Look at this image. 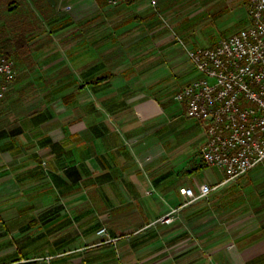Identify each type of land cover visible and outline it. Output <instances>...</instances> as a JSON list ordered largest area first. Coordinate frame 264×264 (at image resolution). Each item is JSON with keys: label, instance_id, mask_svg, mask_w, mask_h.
<instances>
[{"label": "crops", "instance_id": "crops-1", "mask_svg": "<svg viewBox=\"0 0 264 264\" xmlns=\"http://www.w3.org/2000/svg\"><path fill=\"white\" fill-rule=\"evenodd\" d=\"M248 4L0 0L17 70L0 99V264H264V160L203 171L205 130L174 98L198 73L167 25L213 46ZM104 225L116 242L98 243Z\"/></svg>", "mask_w": 264, "mask_h": 264}, {"label": "built area", "instance_id": "built-area-1", "mask_svg": "<svg viewBox=\"0 0 264 264\" xmlns=\"http://www.w3.org/2000/svg\"><path fill=\"white\" fill-rule=\"evenodd\" d=\"M128 0H109L118 3ZM249 22L223 36L217 44L192 45L174 31L198 75L178 90L174 98L185 101L187 114L205 130L200 156L206 165L222 167L227 179L246 173L264 160V0H249ZM17 74L16 62L0 54V99ZM213 186L201 183L199 191L185 189L188 204L208 195ZM177 208L156 220L171 223ZM98 243L116 242L106 225L97 230Z\"/></svg>", "mask_w": 264, "mask_h": 264}, {"label": "rangeland", "instance_id": "rangeland-1", "mask_svg": "<svg viewBox=\"0 0 264 264\" xmlns=\"http://www.w3.org/2000/svg\"><path fill=\"white\" fill-rule=\"evenodd\" d=\"M10 43H13V42H10ZM19 45H25L26 44V42H17ZM190 44V43H189ZM177 101V100H176ZM177 104H181V102L180 101H177ZM184 118H185V120L186 119H188L186 116H184ZM191 118H193V117H191ZM195 118H193V119H191L192 121L194 120ZM183 121H184V119H183ZM204 142V141H203ZM199 155H200V153H199ZM203 161V160H202ZM203 163L204 164H206L204 161H203ZM209 167H206V168H204L203 169V171H205L207 168H212V169H218L219 167L218 166H215V165H208ZM213 166V167H212ZM218 167V168H217ZM185 200H187V199H185ZM185 200L183 201V204H184V202H185ZM197 200V199H196ZM196 200H194L193 202H190V203H188V204H184V205H189V204H192V203H194V202H196Z\"/></svg>", "mask_w": 264, "mask_h": 264}]
</instances>
